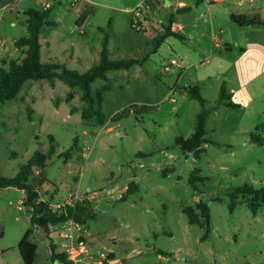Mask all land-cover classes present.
I'll use <instances>...</instances> for the list:
<instances>
[{
    "label": "rangeland",
    "instance_id": "rangeland-1",
    "mask_svg": "<svg viewBox=\"0 0 264 264\" xmlns=\"http://www.w3.org/2000/svg\"><path fill=\"white\" fill-rule=\"evenodd\" d=\"M143 1L47 0L48 20L57 25L41 30L43 63L85 73L100 63L106 37L110 60L140 63L92 83L95 97L111 85L103 92V125L82 117L80 88L58 78L27 81L14 100L0 104V176L14 177L36 152L47 154L44 176H32L31 183L44 200L86 207L92 217L75 235L94 238L96 250L113 252L125 264H264V205L254 213L240 197L231 209L232 190L264 187V143L251 141L253 133L264 137V60L246 89L230 69L241 55L239 43L253 45L251 29L242 33L233 17L256 9L264 18V0H152L156 31L177 14L184 29V38L169 37L156 52L149 21L143 30L132 26ZM179 1L191 9L177 13ZM41 2L0 0V66L23 59L15 42L28 35L27 11L45 9ZM224 83L229 92H249L252 101L237 108L218 104ZM190 86L201 88L211 109L210 142L199 154L177 143L193 135L204 109L186 91ZM132 183L137 187L128 192ZM25 196L16 187L0 189V264H24L18 245L28 229L38 245L34 264H63L53 261L48 244L55 238L50 243L64 252L56 239L62 225L54 235L33 226ZM200 201L210 208L207 237L206 226L191 224L184 212Z\"/></svg>",
    "mask_w": 264,
    "mask_h": 264
},
{
    "label": "trees",
    "instance_id": "trees-1",
    "mask_svg": "<svg viewBox=\"0 0 264 264\" xmlns=\"http://www.w3.org/2000/svg\"><path fill=\"white\" fill-rule=\"evenodd\" d=\"M51 7L42 11L37 9H29L27 14L28 19V35L22 37L15 42L17 49L21 50L24 57L21 61L10 60L7 66H0V104L14 100L27 81L30 80H54L56 78L64 81L71 87H78L82 91V100L86 103V107L82 111V117L87 120L95 119L97 124L103 125L106 121L105 114L102 112L103 92L109 90L111 85L107 83L99 90L97 97L92 93V83L98 79L108 80L107 73L110 70L130 69L132 66L140 63L138 59H123L110 60L108 50V38L106 37L101 51V61L98 65L93 66L85 73H78L67 69L64 66L43 63L41 60L42 44L40 42V33L43 26L47 23L57 25L56 22L48 20ZM186 8H181L184 10ZM236 22L242 26H258L264 25V20L257 15L253 19H248L245 16H235ZM174 15L169 18L168 24L163 26L153 38L154 51H158L164 41L172 36L183 38L181 34L173 30ZM193 99H197L203 105V111L197 117V125L192 136L177 139L178 145L187 152L196 151L201 153V146L204 143L210 142L206 138V121L211 112V109L205 107V100L200 93V87L190 86L185 88ZM233 94L228 91L225 85L222 86L218 104H226L230 108L240 107L238 103L232 101ZM143 109V108H142ZM29 108V112H32ZM125 110L123 115L128 114ZM114 119H117L115 117ZM260 129L258 128L257 131ZM251 141L254 143L263 144L264 137L260 134H252ZM68 153V151H67ZM64 155V154H63ZM48 155L36 152L31 160L23 165L18 174L14 177L0 176V189L8 187H16L24 190L26 196L23 200V205L31 215V223L33 226L42 228L46 233L50 234L55 227L63 225L69 220H74L75 223L81 226L86 223L92 214L89 210L76 203L75 205L64 204L60 207H54L51 201L42 199L39 190L31 183L30 178L35 175L44 176V170L47 165ZM131 186L137 187L134 183L128 186L129 192ZM127 192V193H128ZM127 195H123L121 199H126ZM243 197L249 208L254 213H257L260 207L264 205V187L255 189L252 186L244 185L232 190L231 209L236 207L238 199ZM53 197H51L52 199ZM184 209V212L189 218L191 224H200L206 226V237L211 233V214L209 206L200 201L196 205ZM198 210V212L196 211ZM32 229H28L18 245V249L24 264H34L38 252V245L31 240ZM86 239L84 237H81ZM87 240V239H86ZM88 241V240H87ZM51 257L53 261H59L65 264H71L65 252H59L58 246L51 244ZM110 256H113L110 254Z\"/></svg>",
    "mask_w": 264,
    "mask_h": 264
},
{
    "label": "crops",
    "instance_id": "crops-1",
    "mask_svg": "<svg viewBox=\"0 0 264 264\" xmlns=\"http://www.w3.org/2000/svg\"><path fill=\"white\" fill-rule=\"evenodd\" d=\"M226 0H212V2L214 3H219V2H222L224 3ZM156 3L158 5H161V2L159 0H156ZM154 5V3H153ZM152 5V6H153ZM178 9H177V13H183L185 11H189L191 8L189 6H187L185 3H183L182 1H179L178 2ZM181 8H186L184 10H180ZM246 12V18L248 19H253L255 18L257 15L261 16L260 13L256 10V9H248L245 11ZM153 15H155V12L153 11ZM179 14H177V16L174 15V23H173V30L175 32H178L179 34H181V31H183V27L182 26H179V24H177V18H178ZM154 17V16H153ZM235 18V17H233ZM261 18L264 20V18L261 16ZM152 17L150 16L148 18V24L152 31H153V38L154 36L159 32V31H156L155 29V26H153V21H152ZM234 20V19H233ZM151 21H152V24H151ZM234 22L239 25L237 22H236V18L234 20ZM239 27L242 29L241 32H245L246 29H251L249 30L247 33H249L251 35V41L253 43V45H250L248 43V45H241L239 43V49H240V52H241V55L238 59V62L235 61L233 64H230L232 65V68L236 69V71H238V77L240 76V80H239V86L242 88V89H246V86L248 85L249 82H251V80H253L256 76H258L259 74L262 73V70H263V67H262V63H263V60H264V47L261 46V44L264 43V25H258V26H245V27H242L239 25ZM257 27H260V28H263L262 29V32L261 31H258V30H255ZM147 30V29H146ZM161 31V30H160ZM263 33V34H262ZM182 35V34H181ZM261 35V36H260ZM183 38H184V35H182ZM258 37V38H257ZM225 48L229 51H232V45L230 44V42H226V45H225ZM237 62V63H236ZM259 64L258 66L259 67H256V65ZM260 66H261V70H260ZM230 67V66H229ZM259 70V71H258ZM225 83H226V80H225ZM224 83V85H225ZM199 87V86H198ZM240 87L235 91V88L232 87L230 88V91L231 93L233 94V99H236V100H239V102L237 101L238 104H243L244 106L247 107V105L249 104V102L252 101V96L250 95L249 92H246L245 95L243 96L240 92ZM222 88V86H221ZM239 97V98H238ZM43 199V198H42ZM71 200V199H70ZM70 200H66L64 202L67 203V204H70L69 201ZM54 207H59L61 206L60 203H52ZM73 205V204H71ZM79 228H81V226L79 225ZM53 231V229L51 230V232ZM53 233V232H52ZM55 233H53L54 235ZM56 237V236H54ZM50 239H55V238H50ZM48 240V244H49V247H50V242L51 240ZM56 239H60V243L61 245H64L66 243L65 239H64V231L61 229L60 231V234H59V237L56 238ZM87 239V238H86ZM88 242L91 244L92 246V249L94 250L95 253H98V252H103L101 250H96L94 248V238H89L87 239ZM57 241V240H56ZM58 246V245H57ZM59 247V246H58ZM50 251H51V247H50ZM104 253H108L109 256L110 254H112L113 256H110L111 258H113L116 262H118L119 264H125V262L121 259V258H118L115 256V254L113 252H104Z\"/></svg>",
    "mask_w": 264,
    "mask_h": 264
},
{
    "label": "built area",
    "instance_id": "built-area-1",
    "mask_svg": "<svg viewBox=\"0 0 264 264\" xmlns=\"http://www.w3.org/2000/svg\"><path fill=\"white\" fill-rule=\"evenodd\" d=\"M42 1L41 4L45 9L50 7V2H47V0ZM153 3L152 0H145L138 4L133 10L134 16L132 18V26L137 30L144 29V23H147L148 18L153 13ZM173 62H175V60H173ZM76 203L77 202H75V204ZM77 226L78 225L73 219L62 225L64 239L66 241L64 244V252L67 254V258L71 264H119L111 258L108 253H95L91 244L86 239L75 235L74 229L75 227L77 228Z\"/></svg>",
    "mask_w": 264,
    "mask_h": 264
},
{
    "label": "water",
    "instance_id": "water-1",
    "mask_svg": "<svg viewBox=\"0 0 264 264\" xmlns=\"http://www.w3.org/2000/svg\"><path fill=\"white\" fill-rule=\"evenodd\" d=\"M235 20V18H233Z\"/></svg>",
    "mask_w": 264,
    "mask_h": 264
}]
</instances>
